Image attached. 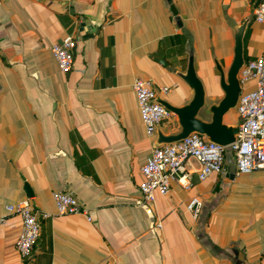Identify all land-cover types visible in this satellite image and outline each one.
Masks as SVG:
<instances>
[{"label":"crops","instance_id":"1","mask_svg":"<svg viewBox=\"0 0 264 264\" xmlns=\"http://www.w3.org/2000/svg\"><path fill=\"white\" fill-rule=\"evenodd\" d=\"M258 1L0 0V264L26 261L16 249L21 218L6 209L26 199L19 173L33 208L51 215L30 264H264V172L238 176L228 166L201 182L192 161L189 190L176 183L157 195L153 217L139 205L157 134L180 127L175 117L149 138L133 91L142 78L170 89L161 100L188 104L193 94L176 74L193 55L209 89L215 61L232 64L234 31L246 23L247 56L264 58ZM68 36L77 47L63 73L51 47ZM215 99L208 94L202 112ZM54 192L74 197L91 222L57 215Z\"/></svg>","mask_w":264,"mask_h":264},{"label":"built area","instance_id":"2","mask_svg":"<svg viewBox=\"0 0 264 264\" xmlns=\"http://www.w3.org/2000/svg\"><path fill=\"white\" fill-rule=\"evenodd\" d=\"M254 21L264 25V0L256 8ZM77 43L68 36L62 43H55L51 52L63 73H69L74 67V51ZM239 80L242 92L236 111L241 119L236 142L222 147L208 142L197 134L185 140L163 146H156L141 168L143 182L139 186L141 199L139 205L146 214L153 217L156 196L167 197L174 184L184 189L191 188L189 166L192 161L198 165V180L206 181L213 174H223L228 166L235 167L236 175H248L264 172V58L259 57L246 62ZM252 84V88H248ZM142 122L149 138L156 139L157 128L172 121L175 116L158 103L160 94L170 93V89L157 88L146 79L137 78L133 83ZM52 199L59 216L83 215L91 222L90 215L78 201L61 192H54ZM8 213L17 215L22 221V231L16 243V249L24 260L32 257L41 236V221L51 217L48 213L37 212L31 202L24 199L8 206ZM193 217H199L201 203L193 199L188 207ZM4 219H0L3 223Z\"/></svg>","mask_w":264,"mask_h":264},{"label":"water","instance_id":"3","mask_svg":"<svg viewBox=\"0 0 264 264\" xmlns=\"http://www.w3.org/2000/svg\"><path fill=\"white\" fill-rule=\"evenodd\" d=\"M261 2L262 0L258 1L257 7ZM171 12L177 27L182 28L183 23L174 5H171ZM86 25L85 21L81 25V28L84 29ZM246 30L247 23L236 28L234 31L235 46L232 64L226 67L218 60L215 61L218 82L212 85L211 88L207 89L204 81L199 77L195 58L191 55L188 60L186 72L176 74L192 92L193 96L191 101L182 107H174L167 101L161 100L160 96L158 97V103L176 117L180 130L178 133L169 136H165L161 132L158 133L156 146L179 143L192 134H197L208 142L222 147H228L236 142V138L239 135V125H230L226 121L236 111L242 92L239 76L246 64L244 45ZM208 94L212 97L219 98L220 95L222 97L217 104L207 109L211 120L205 121L200 115L207 108ZM19 177L23 182L25 198L32 201L35 198V191L32 185L22 173H19ZM31 261V258H29L23 264H30Z\"/></svg>","mask_w":264,"mask_h":264},{"label":"rangeland","instance_id":"4","mask_svg":"<svg viewBox=\"0 0 264 264\" xmlns=\"http://www.w3.org/2000/svg\"><path fill=\"white\" fill-rule=\"evenodd\" d=\"M209 44H210V43H209ZM199 75H200V78L204 81L205 76L202 74V72L199 73ZM208 82H210L209 87H210V86L212 87V85H214V84H216V83L218 82V78L215 76V78H213V79H210V80L208 79ZM204 83H205V85H206V80L204 81ZM211 87H210V88H211ZM221 97H222V96L220 95V97L217 98V99H215L214 101L218 103V102L220 101ZM209 101H212V100H209ZM233 114H235V111H234ZM233 114H232V115H233ZM202 116H203L206 120H210V118H211V116L208 114L207 110L204 111V112H202ZM230 117H231V116H229V117L227 118V121H229ZM235 125H237V124H235ZM177 130H178V129H176V131H177Z\"/></svg>","mask_w":264,"mask_h":264},{"label":"trees","instance_id":"5","mask_svg":"<svg viewBox=\"0 0 264 264\" xmlns=\"http://www.w3.org/2000/svg\"><path fill=\"white\" fill-rule=\"evenodd\" d=\"M248 38H249V35H247V38H246V45H247V40H248ZM245 53H246V50H245ZM249 60H251L248 56H247V53H246V62L247 61H249ZM234 113V112H233ZM232 113V114H233ZM235 113L238 115V113H237V111H235ZM232 114L230 115V116H232ZM227 122H229V121H227ZM231 123V122H230ZM234 124H241V119H240V117H239V115H238V120L236 121V122H233ZM17 170L19 171V169L17 168ZM22 200H24V198L22 199L21 198V201ZM31 203H32V201H30ZM18 203V202H17Z\"/></svg>","mask_w":264,"mask_h":264}]
</instances>
